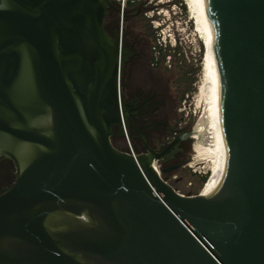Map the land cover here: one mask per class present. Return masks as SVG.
<instances>
[{
  "label": "water",
  "instance_id": "water-1",
  "mask_svg": "<svg viewBox=\"0 0 264 264\" xmlns=\"http://www.w3.org/2000/svg\"><path fill=\"white\" fill-rule=\"evenodd\" d=\"M111 1L0 0V264H264V0H206L229 172L194 197L111 143L130 54Z\"/></svg>",
  "mask_w": 264,
  "mask_h": 264
},
{
  "label": "flooded vegetation",
  "instance_id": "flooded-vegetation-1",
  "mask_svg": "<svg viewBox=\"0 0 264 264\" xmlns=\"http://www.w3.org/2000/svg\"><path fill=\"white\" fill-rule=\"evenodd\" d=\"M117 4V0L111 1L104 18V30L112 37L120 35L123 47L130 54L121 76L126 128H123V135L111 136V143L123 153L160 155L158 163L161 169L167 170L163 174H168L186 162L190 133L182 125L179 97L170 79L150 52L141 48L139 35L127 26L137 14L131 7H118ZM112 130L117 132L118 127L113 126ZM15 179L13 161L0 158V194L11 187Z\"/></svg>",
  "mask_w": 264,
  "mask_h": 264
},
{
  "label": "rangeland",
  "instance_id": "rangeland-1",
  "mask_svg": "<svg viewBox=\"0 0 264 264\" xmlns=\"http://www.w3.org/2000/svg\"><path fill=\"white\" fill-rule=\"evenodd\" d=\"M117 3L118 7H131L137 14L127 26L139 35L141 48L150 52L170 79L179 97L182 125L190 133V150L184 165L161 175L180 196H197L213 166L209 153L199 149L194 141L202 129L203 107L196 100L209 59L197 17L188 0H117ZM156 166L161 169L159 163Z\"/></svg>",
  "mask_w": 264,
  "mask_h": 264
},
{
  "label": "bare ground",
  "instance_id": "bare-ground-1",
  "mask_svg": "<svg viewBox=\"0 0 264 264\" xmlns=\"http://www.w3.org/2000/svg\"><path fill=\"white\" fill-rule=\"evenodd\" d=\"M188 1L197 17L209 54V59L207 58L208 65H206V71L202 76V82L196 100V104L203 107L204 118L202 121V129L198 131L195 143L199 149H204L209 153L211 162L213 163L212 172L205 181L199 194L200 196H204L220 187L227 178L229 169L224 166L227 130L222 121L219 108L217 69L210 30L208 4L206 0Z\"/></svg>",
  "mask_w": 264,
  "mask_h": 264
}]
</instances>
